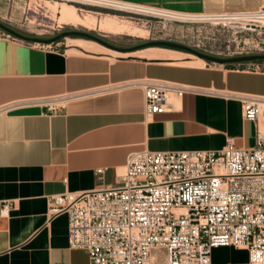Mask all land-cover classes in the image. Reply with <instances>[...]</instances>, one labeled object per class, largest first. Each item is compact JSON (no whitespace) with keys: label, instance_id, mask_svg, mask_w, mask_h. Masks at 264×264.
<instances>
[{"label":"crops","instance_id":"obj_1","mask_svg":"<svg viewBox=\"0 0 264 264\" xmlns=\"http://www.w3.org/2000/svg\"><path fill=\"white\" fill-rule=\"evenodd\" d=\"M111 1L188 15L264 7V0ZM152 49L116 52L81 37L40 47L0 37V107L59 101L56 111L35 105L0 113V264H89L86 250L69 245L67 213L50 214V199L115 186L131 152L254 146L255 126L243 120L241 104L216 92L264 95V72L243 69L264 61L218 65ZM144 79L215 93H184L148 116L137 85ZM210 258L248 264L245 249L218 247Z\"/></svg>","mask_w":264,"mask_h":264},{"label":"built area","instance_id":"obj_2","mask_svg":"<svg viewBox=\"0 0 264 264\" xmlns=\"http://www.w3.org/2000/svg\"><path fill=\"white\" fill-rule=\"evenodd\" d=\"M156 10L245 36L233 53L209 55H264V7L198 15ZM243 69L264 72V63ZM137 85L148 116L168 111L173 97L214 92L166 80ZM216 93L241 104L243 120L255 126L253 147L228 142L220 150L131 152L115 186L50 199V214L67 213L69 245L86 250L89 264H211V251L218 247H243L248 264H264V95ZM58 102L24 100L0 107V113L35 105L56 111Z\"/></svg>","mask_w":264,"mask_h":264},{"label":"rangeland","instance_id":"obj_3","mask_svg":"<svg viewBox=\"0 0 264 264\" xmlns=\"http://www.w3.org/2000/svg\"><path fill=\"white\" fill-rule=\"evenodd\" d=\"M67 5L77 8L80 20L64 17V11L68 10ZM173 18L151 13L116 11L64 0H0L1 22L22 34L40 38L53 37L66 29H81L102 36L110 43L121 47L164 40L181 43L200 52L204 50L205 54L225 55L236 51L237 43L245 37L203 19L183 21ZM93 21L97 24L93 25ZM104 26L115 27L113 28L115 31L108 32ZM6 35L7 33L0 30V37L7 38ZM12 38L13 36L9 39L13 40ZM68 38L70 37H64ZM81 44L86 47L98 46L93 42ZM98 48L104 50L99 46ZM151 54L163 56L164 53L156 50ZM183 56H189L188 59L192 60L197 59L189 53Z\"/></svg>","mask_w":264,"mask_h":264},{"label":"water","instance_id":"obj_4","mask_svg":"<svg viewBox=\"0 0 264 264\" xmlns=\"http://www.w3.org/2000/svg\"><path fill=\"white\" fill-rule=\"evenodd\" d=\"M0 30L20 40L42 44V45H48V44L55 43L56 41L64 37L77 36V37L93 40L107 47L108 49L116 51V52L135 51V50H140V49L149 48V47H167L170 49L190 53L199 59H202L204 61H207L213 64H218V65L241 64V63L254 62V61H264V55L238 56V57H230V58L216 57V56L202 53L198 50L192 49L191 47L187 45L173 42V41H164V40L151 41V42L141 43V44H138L130 48H123V47H119V46H116L110 43L109 41L104 39L102 36L94 35L86 31L72 30V31H67V32L58 34L50 38H40V37H34V36L22 34L12 29L11 27L7 26L1 21H0Z\"/></svg>","mask_w":264,"mask_h":264},{"label":"bare ground","instance_id":"obj_5","mask_svg":"<svg viewBox=\"0 0 264 264\" xmlns=\"http://www.w3.org/2000/svg\"><path fill=\"white\" fill-rule=\"evenodd\" d=\"M64 1L78 3V4H86V5L95 6V7H101V8H106V9H112V10H116V11L136 12V13H143V14L151 13V14H154V15L162 16V17L164 16V18L168 17V16H171V17L173 16L174 18H176L178 20H183V21H187V20H194L195 21V19H198V20L200 19V18L193 17V16L169 15L166 12L158 11L156 9L136 8V7H133V6L128 5V4L116 3V2L110 1V0H64ZM67 8H68V10H65L64 13H63L65 18L80 20L76 7L71 6V5H67ZM96 24H97L96 21H93V25H96ZM103 28L105 30H107L108 32L115 31V30H113V28H115V27L111 28L109 26H104ZM117 32H121V31H117ZM122 33H123V31H122ZM199 92L202 93V91H199ZM209 94H214V92L213 93H209ZM219 95H221V94H219ZM222 96L225 97V98L227 97V95H224V94ZM241 248H243V247H241Z\"/></svg>","mask_w":264,"mask_h":264},{"label":"flooded vegetation","instance_id":"obj_6","mask_svg":"<svg viewBox=\"0 0 264 264\" xmlns=\"http://www.w3.org/2000/svg\"><path fill=\"white\" fill-rule=\"evenodd\" d=\"M72 30H76V29H66V30H63V31H61L60 33H58V34H61V33H64V32H67V31H72ZM76 31H84V30H76ZM58 34H56V35H58ZM55 35V36H56ZM70 37H77V36H70ZM94 43V42H93ZM119 47H121V46H119ZM124 48H130V47H124Z\"/></svg>","mask_w":264,"mask_h":264},{"label":"trees","instance_id":"obj_7","mask_svg":"<svg viewBox=\"0 0 264 264\" xmlns=\"http://www.w3.org/2000/svg\"><path fill=\"white\" fill-rule=\"evenodd\" d=\"M160 48H167V47H160ZM152 50H154V51H156L157 49H152ZM183 52V51H182ZM160 57V56H159ZM195 58V57H194ZM198 59V58H197ZM199 61H201V62H203L201 59H198Z\"/></svg>","mask_w":264,"mask_h":264}]
</instances>
